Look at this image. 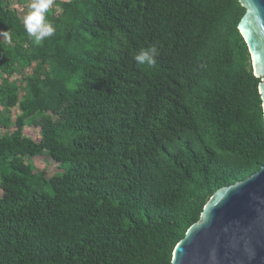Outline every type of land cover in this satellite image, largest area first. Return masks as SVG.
<instances>
[{"label":"trees","instance_id":"16d2710c","mask_svg":"<svg viewBox=\"0 0 264 264\" xmlns=\"http://www.w3.org/2000/svg\"><path fill=\"white\" fill-rule=\"evenodd\" d=\"M58 4L46 13L55 34L37 45L0 0V104L17 110L0 113V264H171L215 191L264 166L245 9ZM153 46L155 65L137 64ZM29 124L40 128L33 153ZM35 155L68 167L47 177Z\"/></svg>","mask_w":264,"mask_h":264},{"label":"water","instance_id":"95a60500","mask_svg":"<svg viewBox=\"0 0 264 264\" xmlns=\"http://www.w3.org/2000/svg\"><path fill=\"white\" fill-rule=\"evenodd\" d=\"M238 28L249 49L264 113V0H239ZM171 264H264V166L218 189L176 245Z\"/></svg>","mask_w":264,"mask_h":264},{"label":"rangeland","instance_id":"374dc122","mask_svg":"<svg viewBox=\"0 0 264 264\" xmlns=\"http://www.w3.org/2000/svg\"><path fill=\"white\" fill-rule=\"evenodd\" d=\"M11 1H12V7L17 11L18 14H20V17L23 19L24 16L29 11V5L31 3V0H11ZM68 1L71 0H53V3L48 12H54V13L61 12V8L58 3L68 2ZM1 38L2 37H0V39ZM0 113H2L3 116L14 119L15 115L17 114V110L13 109L9 113H7L6 111H4L3 107L0 104ZM14 129L15 127L12 126L10 129L2 130V132L11 133ZM24 135L31 140L32 153H33L36 149L35 147L38 145V142L40 141V128L37 125L29 124L27 127L24 128ZM27 161L33 163L37 169L43 170L46 173L47 177H52L57 173L62 174L65 172L66 168L68 167L67 164L61 166L60 164L55 163L46 155H35L33 156V158H28ZM45 191H49V189H46Z\"/></svg>","mask_w":264,"mask_h":264},{"label":"clouds","instance_id":"9594fccd","mask_svg":"<svg viewBox=\"0 0 264 264\" xmlns=\"http://www.w3.org/2000/svg\"><path fill=\"white\" fill-rule=\"evenodd\" d=\"M53 0H31L29 11L23 18V24L27 34L33 38L34 43L39 45L45 38L55 34V27L46 20V13L49 11ZM0 35H3L0 34ZM156 48L153 46L149 50H142L134 56V60L139 65L154 66L156 60L153 53Z\"/></svg>","mask_w":264,"mask_h":264}]
</instances>
